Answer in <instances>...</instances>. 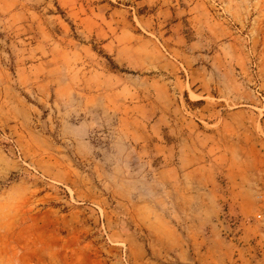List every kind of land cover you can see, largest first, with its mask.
<instances>
[{
  "label": "rangeland",
  "instance_id": "374dc122",
  "mask_svg": "<svg viewBox=\"0 0 264 264\" xmlns=\"http://www.w3.org/2000/svg\"><path fill=\"white\" fill-rule=\"evenodd\" d=\"M186 6L0 0V264H264V0Z\"/></svg>",
  "mask_w": 264,
  "mask_h": 264
},
{
  "label": "crops",
  "instance_id": "0c3cea01",
  "mask_svg": "<svg viewBox=\"0 0 264 264\" xmlns=\"http://www.w3.org/2000/svg\"><path fill=\"white\" fill-rule=\"evenodd\" d=\"M187 3L186 9L183 10V13L186 15L185 19H179V21L175 24L176 29H181L185 26V24H188L189 26L192 27L195 35L197 38H205L207 34L205 33V27L208 29H212V34L215 35L216 37H219L223 31H227L226 28L222 26V29L217 30V25H215L214 20L209 19V16L205 15H198L197 13V0H184ZM209 17V18H208ZM209 19V20H208ZM214 19V18H213ZM208 32V31H207ZM230 34H232L231 31H229ZM231 44L235 43L230 42ZM197 46L189 45L186 51H181L179 47H174L172 46L170 49L172 51V55L176 56L180 54L184 55H191L195 54ZM193 86V84H192ZM232 162L229 165V169L227 170V173L237 175V177H228L227 178V183L232 185H235L234 183H237L238 185L240 184H245V177L243 176L244 174H241L240 172H236L233 170L234 166L232 167ZM171 168L174 171H177V165L171 166ZM195 180V179H193ZM176 183V182H175ZM208 188V187H207ZM209 192V191H207ZM212 194L211 192H209ZM213 195V194H212ZM197 196V194L195 195ZM212 197V196H211ZM166 224V223H165ZM167 225V224H166ZM168 226V225H167ZM189 229H194V226L189 223L187 224V230ZM192 235V234H191ZM207 239V238H205ZM203 242H207V240H202L199 241L198 239H193L192 241H186L184 240L175 229L170 230L168 233V238L166 240H163V242L158 243V245L153 244V252L158 253L157 257L160 259H163L167 261L168 259L174 261V264H192L194 263V259H197L196 257L191 256V251L196 252L198 249L199 245ZM206 251V250H205ZM208 251V250H207ZM143 255V254H142ZM208 257V255H205L204 258ZM201 259V264H204V261L202 262ZM200 264V263H199Z\"/></svg>",
  "mask_w": 264,
  "mask_h": 264
}]
</instances>
